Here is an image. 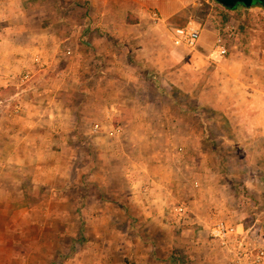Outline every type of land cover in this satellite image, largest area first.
<instances>
[{
    "label": "rangeland",
    "instance_id": "obj_1",
    "mask_svg": "<svg viewBox=\"0 0 264 264\" xmlns=\"http://www.w3.org/2000/svg\"><path fill=\"white\" fill-rule=\"evenodd\" d=\"M124 4L0 0L20 56L0 88V264H264V9L238 24L202 0L216 35L190 49L172 29L189 21ZM16 130L37 138L20 163ZM218 222L235 229L223 242Z\"/></svg>",
    "mask_w": 264,
    "mask_h": 264
},
{
    "label": "crops",
    "instance_id": "obj_2",
    "mask_svg": "<svg viewBox=\"0 0 264 264\" xmlns=\"http://www.w3.org/2000/svg\"><path fill=\"white\" fill-rule=\"evenodd\" d=\"M124 2L126 6V10L134 9L136 12L141 13L142 15H148L150 11L155 10L160 20L163 22H171V20H174L178 17H182L183 20L189 21V22H195L198 16V11H200L202 0H116L117 3ZM208 1V0H206ZM216 2V1H215ZM218 3V2H217ZM256 4H253L251 7H243L241 5H238L234 8H227L222 5L224 9L227 10L229 13V16H231V19L236 23H246V21L252 20L251 17L253 14H256L258 10H253ZM259 9H264V6H260ZM259 13V11H258ZM146 17V16H145ZM187 23V22H186ZM198 24V23H197ZM13 26V30H14ZM9 27H1L0 28V88L7 86H10V82L15 83V69H18L20 66V56L14 54V52L10 49L12 47L14 48V39L15 37L11 34H9ZM216 35L215 29L208 27L204 28L201 32L200 37V45L205 48H210L213 38ZM213 36V37H212ZM9 49V50H8ZM149 73V71H148ZM13 83V84H14ZM29 88H22L20 91L15 92L14 94L17 95L18 93L21 94V100L18 108L15 110L11 109V114L13 115V118L16 119L18 126H20L22 129H30L29 126L32 127V123L36 120V117L34 116L33 110L35 109L34 104H32L31 100L29 99L31 97L32 93H36L38 91L34 86H28ZM27 91V92H26ZM31 91V92H30ZM40 92V91H39ZM44 93L47 94L48 97L51 96L52 92H49V90H44ZM156 93V92H155ZM160 94V91L158 90L156 95ZM8 100V99H7ZM147 101L146 110L151 106V103ZM2 102V101H0ZM50 105V100L46 101L44 104H40L41 107L47 110V106ZM17 107V106H16ZM4 108H1L0 111V126H2V132L0 133V143L3 145V148H6L7 142L10 141V138L5 139L4 136V126L6 125V115L1 114L2 110ZM37 123V121H36ZM12 135L14 139V143L18 142L19 145L17 146V149L14 150V163H20L22 162V155L24 153L22 152V149H26V152H30V156H32V148H34L33 144L35 143V139L37 138H28L30 137L29 133H26V135L21 131H14ZM7 135V134H6ZM149 140L152 139L151 135L146 136ZM34 141V143H33ZM144 210H146L144 208ZM144 215L148 217V215H152L151 212H147ZM132 247V245H131ZM128 253L136 254L135 248H127L126 250ZM111 253V252H108ZM132 255V256H133ZM110 263V262H108Z\"/></svg>",
    "mask_w": 264,
    "mask_h": 264
},
{
    "label": "built area",
    "instance_id": "obj_3",
    "mask_svg": "<svg viewBox=\"0 0 264 264\" xmlns=\"http://www.w3.org/2000/svg\"><path fill=\"white\" fill-rule=\"evenodd\" d=\"M152 18L156 21L159 20L160 17L155 10L151 11ZM174 35L183 42L188 48L196 49L199 45L200 37H201V29L200 26L195 22H188L185 25H177L172 26ZM228 35H219L215 39V46L219 55L225 56L230 51V47L228 44ZM98 127V124L95 125ZM179 211H182L184 208L179 207ZM234 227L228 226L223 222H218L212 228L213 236L222 240V242L234 232ZM240 232L243 230H239ZM264 251H260L256 256L255 262L260 263L263 259Z\"/></svg>",
    "mask_w": 264,
    "mask_h": 264
},
{
    "label": "water",
    "instance_id": "obj_4",
    "mask_svg": "<svg viewBox=\"0 0 264 264\" xmlns=\"http://www.w3.org/2000/svg\"><path fill=\"white\" fill-rule=\"evenodd\" d=\"M215 1L227 8H234L238 5L251 7L256 2H260L261 4H264V0H215Z\"/></svg>",
    "mask_w": 264,
    "mask_h": 264
},
{
    "label": "trees",
    "instance_id": "obj_5",
    "mask_svg": "<svg viewBox=\"0 0 264 264\" xmlns=\"http://www.w3.org/2000/svg\"><path fill=\"white\" fill-rule=\"evenodd\" d=\"M254 4H260L261 6H264V4H261L260 2H256V3H254ZM242 6V5H241ZM243 7H245V6H243Z\"/></svg>",
    "mask_w": 264,
    "mask_h": 264
}]
</instances>
